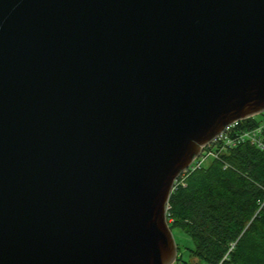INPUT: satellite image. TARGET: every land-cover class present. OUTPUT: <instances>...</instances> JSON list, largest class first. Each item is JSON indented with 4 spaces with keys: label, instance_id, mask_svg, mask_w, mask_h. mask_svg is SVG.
I'll return each mask as SVG.
<instances>
[{
    "label": "water",
    "instance_id": "obj_1",
    "mask_svg": "<svg viewBox=\"0 0 264 264\" xmlns=\"http://www.w3.org/2000/svg\"><path fill=\"white\" fill-rule=\"evenodd\" d=\"M264 112V0H0V264H173L174 181Z\"/></svg>",
    "mask_w": 264,
    "mask_h": 264
},
{
    "label": "trees",
    "instance_id": "obj_2",
    "mask_svg": "<svg viewBox=\"0 0 264 264\" xmlns=\"http://www.w3.org/2000/svg\"><path fill=\"white\" fill-rule=\"evenodd\" d=\"M167 220L193 242L188 258L177 245L174 264H217L225 255L223 264H264V149L244 142L187 173L170 194Z\"/></svg>",
    "mask_w": 264,
    "mask_h": 264
},
{
    "label": "built area",
    "instance_id": "obj_3",
    "mask_svg": "<svg viewBox=\"0 0 264 264\" xmlns=\"http://www.w3.org/2000/svg\"><path fill=\"white\" fill-rule=\"evenodd\" d=\"M245 119H237L227 124L219 134L208 143L201 146L200 152L192 159L188 167L185 168L175 179L173 189L177 184L182 183L183 178L187 173L204 167L212 159H220L222 152L229 148L236 147L244 142H249L258 148L264 149V117L259 123L251 127H247L243 124ZM225 258L226 255L217 264H223Z\"/></svg>",
    "mask_w": 264,
    "mask_h": 264
},
{
    "label": "rangeland",
    "instance_id": "obj_4",
    "mask_svg": "<svg viewBox=\"0 0 264 264\" xmlns=\"http://www.w3.org/2000/svg\"><path fill=\"white\" fill-rule=\"evenodd\" d=\"M255 118H261L260 115H255ZM176 244L179 247V254L184 258H188V249L193 247L192 239L181 230L174 229L172 231ZM174 264V263H173Z\"/></svg>",
    "mask_w": 264,
    "mask_h": 264
}]
</instances>
